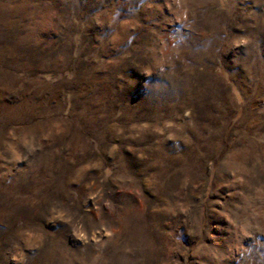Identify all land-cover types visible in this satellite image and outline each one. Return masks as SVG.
<instances>
[{
	"label": "rangeland",
	"instance_id": "obj_1",
	"mask_svg": "<svg viewBox=\"0 0 264 264\" xmlns=\"http://www.w3.org/2000/svg\"><path fill=\"white\" fill-rule=\"evenodd\" d=\"M0 264H264V0H0Z\"/></svg>",
	"mask_w": 264,
	"mask_h": 264
}]
</instances>
